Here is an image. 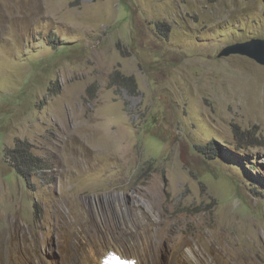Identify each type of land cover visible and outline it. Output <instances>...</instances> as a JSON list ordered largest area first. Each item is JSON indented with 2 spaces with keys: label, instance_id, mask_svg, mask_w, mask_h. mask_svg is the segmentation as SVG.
Wrapping results in <instances>:
<instances>
[{
  "label": "rangeland",
  "instance_id": "rangeland-1",
  "mask_svg": "<svg viewBox=\"0 0 264 264\" xmlns=\"http://www.w3.org/2000/svg\"><path fill=\"white\" fill-rule=\"evenodd\" d=\"M254 38L264 0H0V264L146 236L158 264H264V65L220 56Z\"/></svg>",
  "mask_w": 264,
  "mask_h": 264
},
{
  "label": "trees",
  "instance_id": "trees-1",
  "mask_svg": "<svg viewBox=\"0 0 264 264\" xmlns=\"http://www.w3.org/2000/svg\"><path fill=\"white\" fill-rule=\"evenodd\" d=\"M112 84L119 87L130 88V92H137V81L135 76L123 74L117 70L112 76ZM236 137L241 136L239 126L235 127ZM196 150L202 155L210 159H215L222 153L221 148L214 141L206 145H196ZM7 159L14 167L16 172L23 178L28 180L33 173L41 172L45 168V160L35 154L33 144L27 139L18 138L15 146L7 151Z\"/></svg>",
  "mask_w": 264,
  "mask_h": 264
},
{
  "label": "bare ground",
  "instance_id": "bare-ground-1",
  "mask_svg": "<svg viewBox=\"0 0 264 264\" xmlns=\"http://www.w3.org/2000/svg\"><path fill=\"white\" fill-rule=\"evenodd\" d=\"M59 243L60 241L59 242L57 241V245ZM151 243L152 242L150 240V237L148 236H146V238L140 243L139 246H131L127 244L126 241L124 240L110 239L107 242L101 243L99 246L92 244L91 250H89L84 255L83 261H84V264H102L103 257L107 255L106 248L113 247V248H117L122 254L123 253L126 255L129 254L127 256H130L136 259L138 264H158L157 263V259H158L157 253L155 252L151 256L149 254L150 249H151ZM156 246H158V249H161V247H159L158 244H156ZM184 263L190 264L188 263V261H185ZM61 264H63V261H61ZM64 264H66V261H64Z\"/></svg>",
  "mask_w": 264,
  "mask_h": 264
},
{
  "label": "water",
  "instance_id": "water-1",
  "mask_svg": "<svg viewBox=\"0 0 264 264\" xmlns=\"http://www.w3.org/2000/svg\"><path fill=\"white\" fill-rule=\"evenodd\" d=\"M233 54L248 56L264 65V38H254L246 42L230 45L222 51L220 56H230Z\"/></svg>",
  "mask_w": 264,
  "mask_h": 264
},
{
  "label": "clouds",
  "instance_id": "clouds-1",
  "mask_svg": "<svg viewBox=\"0 0 264 264\" xmlns=\"http://www.w3.org/2000/svg\"><path fill=\"white\" fill-rule=\"evenodd\" d=\"M102 264H138V263L137 260L134 259L133 257H127V255L125 257V255H123L122 253L119 254L111 250L107 255L103 257Z\"/></svg>",
  "mask_w": 264,
  "mask_h": 264
}]
</instances>
